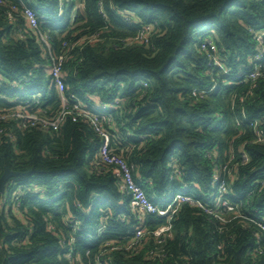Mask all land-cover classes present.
Returning <instances> with one entry per match:
<instances>
[{
	"label": "trees",
	"instance_id": "obj_1",
	"mask_svg": "<svg viewBox=\"0 0 264 264\" xmlns=\"http://www.w3.org/2000/svg\"><path fill=\"white\" fill-rule=\"evenodd\" d=\"M24 4L53 51L66 55V97L108 104L100 113L112 117L103 122L110 150L134 166L150 202L163 208L183 194L196 204L179 203L169 221L146 215L142 248H127L136 215L118 191L117 168L97 163L101 138L92 126L70 114L56 130L0 121V175L33 170L6 183L0 264H264V141L254 132L264 134V35L260 49L254 40L264 30V0ZM145 26L146 41L136 42ZM37 33L18 0H1L0 112L19 107L52 117L60 110L51 77L36 66L47 63ZM206 41L214 51L202 48ZM256 65L259 76L243 80ZM193 90L204 95L195 98ZM218 198L233 210L215 204ZM68 215L79 217L76 230L65 225ZM168 223L164 257L149 256L159 247L152 231Z\"/></svg>",
	"mask_w": 264,
	"mask_h": 264
},
{
	"label": "built area",
	"instance_id": "obj_2",
	"mask_svg": "<svg viewBox=\"0 0 264 264\" xmlns=\"http://www.w3.org/2000/svg\"><path fill=\"white\" fill-rule=\"evenodd\" d=\"M1 2V0H0ZM18 2L22 6V15L25 19L26 25L31 30H35L39 37L40 43L44 45L45 48V58L47 63L45 65H36L37 67H43L44 71L51 77V81L53 82L57 92L58 97L61 102L60 110L56 113L55 116L47 117L42 116L41 112H26L19 107L11 108L8 110H2L0 112V121L4 120H22L23 127H27L28 125H36V123L41 124L45 128H52L56 130L60 124L63 122L66 115H73L76 118H82L86 120L94 129V131L100 136L101 138V145L98 149L96 154L97 163L98 165H107L117 168V187L118 191L124 195L129 197V207L131 211H133L136 215V225L131 231V237L127 242V248H132L135 251H138L142 248L144 243V237L147 233V229L145 226V217L148 214H157L160 217H165L167 221H169L170 217L175 213L178 204L181 202H189L192 204H196V200L192 197L183 195V194H176L173 199L167 204L166 207L160 208L150 202L148 197L146 196L142 187L135 181L134 179V166L129 165L122 157L112 153L110 150V134L109 131L104 127V120L109 123L111 120L110 114H101L100 111H107L109 109L108 104L103 102L96 103L95 106L89 107L81 101L79 96L75 94L69 95V98L65 95V82L67 73L63 69L64 61L66 60V55L63 53H56L51 48L50 38L47 34L40 32L39 30V23H38V16L36 12L30 8L25 6L24 0H18ZM81 7L80 5L77 8ZM11 18V15L9 16ZM122 19L128 23L136 22L135 17L128 14H123ZM151 31L150 26H145L138 32V35L134 38L137 42H144L146 41L149 33ZM264 35V30L261 32L254 33V40L257 43V48L260 49L262 44ZM72 44V46H74ZM71 46V47H72ZM63 47L69 49L66 44H63ZM211 48L214 51V48L210 41H206L202 48L207 50V48ZM256 60H260V55H255ZM214 64L221 67L220 63L217 60H214ZM257 76H259V71L257 65L252 69L249 73L242 75L243 80H254ZM146 85V83H144ZM204 94L202 92H198L196 90L192 91L193 97H202ZM33 103L37 104V100H34ZM38 111V110H36ZM26 123V124H25ZM255 132V140L257 142L264 141V134L262 131ZM242 159L246 161V155H242ZM220 194H226L227 188L225 184L220 186ZM7 194L1 198V205L3 206L4 210L7 211ZM12 202L14 203L13 209L17 211L19 201H18V192L13 191L10 196ZM217 205H221L222 207L226 208L227 210H233V207L229 205L228 202L221 200L218 198L215 202ZM197 205L203 208L206 212L212 214L213 210L211 208H207L202 206L199 202ZM103 223V222H102ZM79 224V217L78 216H70L68 215L65 219V225L69 226L71 229L76 230ZM105 224H101L98 227L97 232L103 233ZM260 227L264 230V226L260 225ZM170 231V224H162L158 226L154 231H152V235L156 239L157 245L159 247L154 248L149 252V256H156L159 258L164 257V254L161 251L160 244L164 241V234ZM257 235V234H256ZM71 242L74 240V237H71ZM156 245V246H157ZM72 258L71 251L67 252L66 259L70 262ZM100 264V263H99ZM103 264V263H102Z\"/></svg>",
	"mask_w": 264,
	"mask_h": 264
},
{
	"label": "water",
	"instance_id": "obj_3",
	"mask_svg": "<svg viewBox=\"0 0 264 264\" xmlns=\"http://www.w3.org/2000/svg\"><path fill=\"white\" fill-rule=\"evenodd\" d=\"M32 171L33 170H30V171L25 172V173H21V172H13V171L5 168L3 173L0 175V194L4 193L6 183L8 182L9 179H11L12 177H20L23 175L31 174Z\"/></svg>",
	"mask_w": 264,
	"mask_h": 264
},
{
	"label": "bare ground",
	"instance_id": "obj_4",
	"mask_svg": "<svg viewBox=\"0 0 264 264\" xmlns=\"http://www.w3.org/2000/svg\"><path fill=\"white\" fill-rule=\"evenodd\" d=\"M107 112V111H106Z\"/></svg>",
	"mask_w": 264,
	"mask_h": 264
}]
</instances>
